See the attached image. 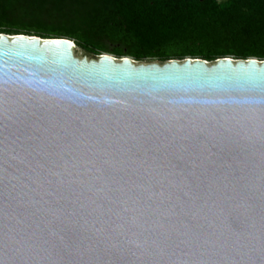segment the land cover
<instances>
[{
    "label": "water",
    "instance_id": "water-1",
    "mask_svg": "<svg viewBox=\"0 0 264 264\" xmlns=\"http://www.w3.org/2000/svg\"><path fill=\"white\" fill-rule=\"evenodd\" d=\"M75 50L0 34V264H264V60Z\"/></svg>",
    "mask_w": 264,
    "mask_h": 264
},
{
    "label": "trees",
    "instance_id": "trees-1",
    "mask_svg": "<svg viewBox=\"0 0 264 264\" xmlns=\"http://www.w3.org/2000/svg\"><path fill=\"white\" fill-rule=\"evenodd\" d=\"M0 34L137 62L264 60V0H0Z\"/></svg>",
    "mask_w": 264,
    "mask_h": 264
},
{
    "label": "rangeland",
    "instance_id": "rangeland-1",
    "mask_svg": "<svg viewBox=\"0 0 264 264\" xmlns=\"http://www.w3.org/2000/svg\"><path fill=\"white\" fill-rule=\"evenodd\" d=\"M75 55L80 59L82 58H88L89 60L93 59L92 56L86 55V53L82 49L78 48L77 46L75 50ZM144 63H150V62H144Z\"/></svg>",
    "mask_w": 264,
    "mask_h": 264
}]
</instances>
